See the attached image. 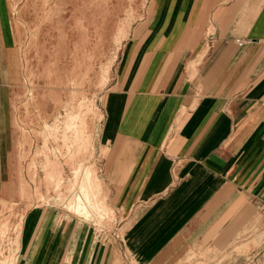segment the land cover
<instances>
[{"label":"crops","instance_id":"1","mask_svg":"<svg viewBox=\"0 0 264 264\" xmlns=\"http://www.w3.org/2000/svg\"><path fill=\"white\" fill-rule=\"evenodd\" d=\"M13 2L0 0L4 149ZM143 6L95 143L97 180L123 231L102 241L64 209L33 207L17 264H264V0Z\"/></svg>","mask_w":264,"mask_h":264},{"label":"rangeland","instance_id":"2","mask_svg":"<svg viewBox=\"0 0 264 264\" xmlns=\"http://www.w3.org/2000/svg\"><path fill=\"white\" fill-rule=\"evenodd\" d=\"M144 1L14 0L9 130L7 148L0 146L1 263L17 264L22 222L33 207L66 210L99 240L120 237L97 180L95 143L119 53ZM68 106L84 133L74 153L48 138L55 122L63 128Z\"/></svg>","mask_w":264,"mask_h":264},{"label":"bare ground","instance_id":"3","mask_svg":"<svg viewBox=\"0 0 264 264\" xmlns=\"http://www.w3.org/2000/svg\"><path fill=\"white\" fill-rule=\"evenodd\" d=\"M70 109V106L66 107V113ZM53 129L55 130H50L48 135V138L53 141V144L58 143V140L61 139V143L66 148V151H68L69 153H74L75 151L78 152L82 149L83 143L80 142L78 139L82 135L83 131L81 130L80 125H78L77 114L73 113V111H69V113L66 115V119L63 120L62 129H60V125L57 122L54 123ZM80 131H82V133ZM75 143L77 146H75V149H73L72 145H74ZM57 149L56 152H58V155H60L61 152ZM0 264H3V262H0Z\"/></svg>","mask_w":264,"mask_h":264}]
</instances>
